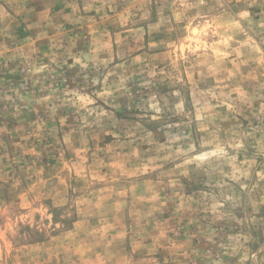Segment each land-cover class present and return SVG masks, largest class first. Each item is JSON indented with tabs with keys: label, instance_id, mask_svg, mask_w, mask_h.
<instances>
[{
	"label": "rangeland",
	"instance_id": "rangeland-1",
	"mask_svg": "<svg viewBox=\"0 0 264 264\" xmlns=\"http://www.w3.org/2000/svg\"><path fill=\"white\" fill-rule=\"evenodd\" d=\"M0 264H264V0H0Z\"/></svg>",
	"mask_w": 264,
	"mask_h": 264
}]
</instances>
